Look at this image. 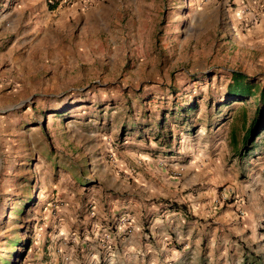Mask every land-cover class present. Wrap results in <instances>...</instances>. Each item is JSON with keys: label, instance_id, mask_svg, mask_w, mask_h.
<instances>
[{"label": "rangeland", "instance_id": "1", "mask_svg": "<svg viewBox=\"0 0 264 264\" xmlns=\"http://www.w3.org/2000/svg\"><path fill=\"white\" fill-rule=\"evenodd\" d=\"M85 1L0 0V264H76L119 193L209 227L238 200L212 262L264 264V108L243 145L255 104L223 95L264 86V0Z\"/></svg>", "mask_w": 264, "mask_h": 264}, {"label": "crops", "instance_id": "2", "mask_svg": "<svg viewBox=\"0 0 264 264\" xmlns=\"http://www.w3.org/2000/svg\"><path fill=\"white\" fill-rule=\"evenodd\" d=\"M110 205L106 216L87 218L80 245L85 258L80 255L76 264H219V258L212 262V252L226 255L218 248L245 223L240 210L246 206L238 200L219 213L214 227L190 216L183 201L159 199L148 209L140 204L135 213L130 199L119 193Z\"/></svg>", "mask_w": 264, "mask_h": 264}, {"label": "trees", "instance_id": "3", "mask_svg": "<svg viewBox=\"0 0 264 264\" xmlns=\"http://www.w3.org/2000/svg\"><path fill=\"white\" fill-rule=\"evenodd\" d=\"M207 81V80H206ZM223 95L228 98H232V101L246 102L253 100L255 104V115L253 116L249 130L244 132L242 137V144L245 145L248 139L252 136L255 131V127L258 123L262 108H264V86H259L258 83L252 82V79L247 77L245 74L238 71H231L229 73V82L225 85ZM171 93V92H170ZM187 105V104H186ZM177 107V105H175ZM179 107V106H178ZM181 112H189L190 107L185 106L178 108ZM175 110V111H178ZM17 242H11L10 248H14ZM14 249L8 252L9 256H12ZM5 264H8L9 260H5Z\"/></svg>", "mask_w": 264, "mask_h": 264}, {"label": "built area", "instance_id": "4", "mask_svg": "<svg viewBox=\"0 0 264 264\" xmlns=\"http://www.w3.org/2000/svg\"><path fill=\"white\" fill-rule=\"evenodd\" d=\"M89 0L85 1V2H88Z\"/></svg>", "mask_w": 264, "mask_h": 264}]
</instances>
